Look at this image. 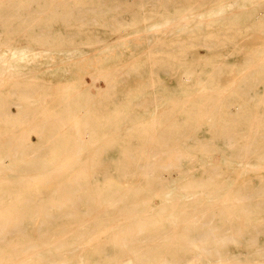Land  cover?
Returning a JSON list of instances; mask_svg holds the SVG:
<instances>
[{
	"label": "bare ground",
	"instance_id": "obj_1",
	"mask_svg": "<svg viewBox=\"0 0 264 264\" xmlns=\"http://www.w3.org/2000/svg\"><path fill=\"white\" fill-rule=\"evenodd\" d=\"M252 1L0 0V264H264Z\"/></svg>",
	"mask_w": 264,
	"mask_h": 264
},
{
	"label": "rangeland",
	"instance_id": "obj_2",
	"mask_svg": "<svg viewBox=\"0 0 264 264\" xmlns=\"http://www.w3.org/2000/svg\"><path fill=\"white\" fill-rule=\"evenodd\" d=\"M263 2L264 3V0H253L252 2ZM116 54L115 53H109L108 51H104V52H101V53H98L96 55H93L92 57H89L88 59H85V60H81V61H78V62H75V63H68V65L70 66H82V67H95V66H100V65H108L111 63V61H114L115 59H113ZM41 57V59H40ZM46 56H39L37 59L40 61V62H45L46 61ZM44 60V61H43ZM96 64V65H95ZM84 71H87V70H84ZM78 72H83L82 70H70L68 71L69 73V76H72V74H76ZM92 90L94 92H96V87H93ZM231 175L229 177V180L232 181H236L238 182V187H241L243 189V184L242 182L247 180V177L249 175L254 176L256 173L255 171H259L261 174H264V172H262L261 170L259 169H255V168H243L241 169V167L239 166L238 163H234L231 167ZM254 182L257 183L258 182V177H254ZM248 188V185L247 187ZM156 203H158V200H156ZM262 216H258L256 218H260ZM262 239V237H261ZM263 254H264V250H263ZM261 260H257L256 263L254 264H261Z\"/></svg>",
	"mask_w": 264,
	"mask_h": 264
}]
</instances>
